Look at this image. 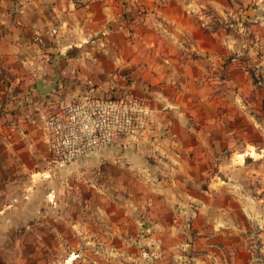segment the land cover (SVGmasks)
I'll return each instance as SVG.
<instances>
[{
  "label": "crops",
  "instance_id": "crops-1",
  "mask_svg": "<svg viewBox=\"0 0 264 264\" xmlns=\"http://www.w3.org/2000/svg\"><path fill=\"white\" fill-rule=\"evenodd\" d=\"M117 71L151 100L147 132L58 165L46 116L87 94H118ZM250 125L264 138V0H0V236L19 233L22 217L74 209L88 189V201H103L96 219L120 208L118 229L135 226L178 264H264V193H231L221 205L199 177L264 154V143L246 141L240 161L226 160ZM61 172L73 198H56Z\"/></svg>",
  "mask_w": 264,
  "mask_h": 264
},
{
  "label": "rangeland",
  "instance_id": "rangeland-1",
  "mask_svg": "<svg viewBox=\"0 0 264 264\" xmlns=\"http://www.w3.org/2000/svg\"><path fill=\"white\" fill-rule=\"evenodd\" d=\"M105 94L107 95L108 93ZM246 141H249L250 144L254 142L262 145L264 138L256 132V128L250 125L247 136H239V151H235L236 153L233 154L231 150H228L226 160L233 162L240 161L237 159L239 157L238 154L244 150L247 145ZM241 165L242 168L238 170L234 167L218 169L217 166H213L207 171L206 176L199 174V177H207L208 180L211 178L213 185L210 186L209 191L213 197L220 195L219 199L215 200V203L226 204L227 196L231 193L236 194L238 192V195L244 192L264 193V154L262 156L253 154V157L248 155ZM101 172V169L94 170L95 174ZM63 175L66 174L61 172L59 177L62 179ZM68 177H71V175ZM68 177L66 178L67 181L64 180L65 182L63 181L64 178L57 180V183L54 180L55 184H52V188L53 190L56 189L57 199L64 198L65 196H68L69 199L74 197L76 187L71 183L68 184V179H71ZM202 183L203 180L199 182L202 189L206 188V185ZM231 183L238 185L232 186ZM181 188H185L184 190H186L187 187L181 184ZM86 191L84 190L78 196L77 207L69 209L67 212H61L59 206H57L58 208H56L55 212L51 213V216H44V213L36 212L34 218L22 217L18 219L19 226L21 227L19 233L0 236V264L179 263L178 259L176 260V256H174V252L171 250L164 252L161 251L162 248L157 247L155 244L144 243L143 237L139 234L140 232L138 233L134 228H131L135 226H130V229L127 231L128 234L118 229L117 224L120 226V223L115 224L116 218L121 219L123 216L120 208L119 210L114 209V211L109 209L110 217H107L105 211H103L102 216L104 219H96L95 211H99L97 206H100L103 201H99L96 198L95 203L97 204L91 203L88 201L91 198V192L88 189ZM232 204L235 207L236 203L232 202ZM35 205L36 209L41 208L43 211L42 203L36 202ZM106 205L109 206L108 203ZM238 210V220L245 221L241 215L240 206ZM59 215H62V217ZM184 219L183 225L190 223L189 220ZM138 223L140 225L143 224L139 220ZM252 228L254 229L253 226ZM185 235L181 231V242H184ZM125 236L130 239V244L124 241ZM167 241L170 242L173 239H167ZM179 250L181 249L179 248ZM179 253L183 254L178 256L182 263L189 260L190 255L185 250L178 251Z\"/></svg>",
  "mask_w": 264,
  "mask_h": 264
},
{
  "label": "built area",
  "instance_id": "built-area-1",
  "mask_svg": "<svg viewBox=\"0 0 264 264\" xmlns=\"http://www.w3.org/2000/svg\"><path fill=\"white\" fill-rule=\"evenodd\" d=\"M88 5L104 0H67ZM121 92L84 95L49 113L44 121L51 157L60 166H72L98 154L119 140L138 141L151 121V100L129 87L128 76L113 73Z\"/></svg>",
  "mask_w": 264,
  "mask_h": 264
},
{
  "label": "water",
  "instance_id": "water-1",
  "mask_svg": "<svg viewBox=\"0 0 264 264\" xmlns=\"http://www.w3.org/2000/svg\"><path fill=\"white\" fill-rule=\"evenodd\" d=\"M58 78H59V76H57V78L55 79V81L52 83V85L49 88H46V89L42 88V89H40V91L41 92H49L50 90H52L55 87Z\"/></svg>",
  "mask_w": 264,
  "mask_h": 264
}]
</instances>
